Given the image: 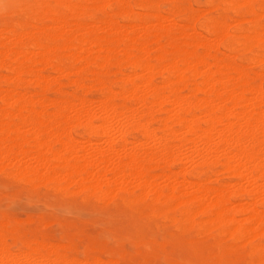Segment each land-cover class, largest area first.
Returning <instances> with one entry per match:
<instances>
[{"label":"bare ground","instance_id":"1","mask_svg":"<svg viewBox=\"0 0 264 264\" xmlns=\"http://www.w3.org/2000/svg\"><path fill=\"white\" fill-rule=\"evenodd\" d=\"M199 3L0 0V172L196 229L200 264H262L264 0ZM0 220V264H120Z\"/></svg>","mask_w":264,"mask_h":264},{"label":"rangeland","instance_id":"2","mask_svg":"<svg viewBox=\"0 0 264 264\" xmlns=\"http://www.w3.org/2000/svg\"><path fill=\"white\" fill-rule=\"evenodd\" d=\"M193 1L198 8L199 1L204 0ZM252 68L257 70L256 66ZM53 95L50 92L51 98ZM85 96L89 101L98 100L96 91ZM83 199L81 194L61 196L45 187L32 191L0 172V218L7 216L12 227H18L24 236H44L48 243L64 246L71 241L70 257H98L103 261L119 257L120 264H200L215 249L209 235L199 236L196 229L183 233L169 219L141 216L119 198L105 205L92 198ZM4 221L8 220H0ZM12 241L8 239L18 251L20 241ZM249 259L244 252L236 258L224 256L220 264H253Z\"/></svg>","mask_w":264,"mask_h":264}]
</instances>
